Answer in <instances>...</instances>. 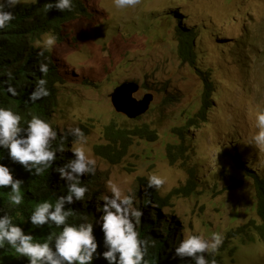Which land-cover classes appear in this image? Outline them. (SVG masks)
<instances>
[{
    "label": "rangeland",
    "instance_id": "rangeland-1",
    "mask_svg": "<svg viewBox=\"0 0 264 264\" xmlns=\"http://www.w3.org/2000/svg\"><path fill=\"white\" fill-rule=\"evenodd\" d=\"M80 1L93 17L68 23L63 42L55 39L45 48L51 35H44L36 46L54 54L66 80L58 87L52 122L64 135L79 127L87 137L83 147L96 162L91 190L100 194L99 203L111 195L109 181L136 203L138 193L145 192L140 179L159 175L166 181L158 190L162 196L181 193L171 197L167 211L151 203L143 207L153 222L173 217L180 225L178 241L218 234L222 243L214 253L222 264H264L260 200L249 171L264 175V146L249 143L259 131L256 114L264 110V0H139L123 9L113 0ZM172 14L177 20L169 18ZM190 29L197 37L194 65L182 63L178 52V32ZM126 81L141 85L137 99L154 95L149 112L136 120L112 104L114 88ZM205 94L209 104L202 120L197 115ZM112 122L129 129L147 125L159 138L132 139L127 156L112 165L94 153ZM176 142L184 143L187 159L172 165L167 151ZM79 146L74 140L70 150ZM233 166L245 180L243 187L233 188ZM189 169L198 173V185L186 196L182 188Z\"/></svg>",
    "mask_w": 264,
    "mask_h": 264
},
{
    "label": "trees",
    "instance_id": "trees-1",
    "mask_svg": "<svg viewBox=\"0 0 264 264\" xmlns=\"http://www.w3.org/2000/svg\"><path fill=\"white\" fill-rule=\"evenodd\" d=\"M52 3H54V0L19 1L17 6L12 9L14 14L12 21L4 29H0V107L11 108L15 113H18L21 116L22 127H26L27 121L34 115L46 120L58 135L56 141H52V147L56 148L62 145L64 149L63 152L58 151L56 153V159L50 167L39 175H32L19 163H13L6 149L0 148V163L10 167L14 178L24 181L20 189V195L23 199L19 205L12 204L10 201V186L0 187V209H3V211H0V216L7 212L14 224L21 226L25 233L32 235L34 242L49 241L50 236L54 238L62 230V226L56 227L54 224L33 225L29 217L38 203L49 201L54 204L58 197L67 195L66 182L61 181L60 178L57 179L59 173L55 171V168L67 162L65 157L69 155L67 149L75 140L74 136L71 134L64 135L52 123V114L57 108L59 100L58 87L65 85L66 80L61 74V69L54 54L48 49H41L40 46H36V42L44 35L54 36L56 40L63 42V30L68 22L82 17L89 18L92 15L80 0H72V10H65L64 12L55 8L49 10L48 6ZM172 17H176V15L172 14ZM178 30H184V28L181 27ZM179 37L178 52L181 61L194 64L196 60L193 46V41L196 39L195 34L191 32L183 35L181 32ZM41 64L47 65L46 72L40 71ZM41 79L46 81L45 87L48 94L32 101L30 99L31 93L37 88ZM9 85L15 89V95L9 93ZM208 98L209 95L205 94V104L197 115L199 119H205V109L209 104ZM195 121L196 119L191 120L190 124L195 125ZM134 138L155 142L159 137L157 132L151 130L147 125L129 129L112 122L107 125L104 131V143L95 145L94 153L97 157L112 165L120 164L127 156L131 141ZM185 152L184 143L170 144L167 151L170 163L174 165L179 161L184 162L187 159L184 155ZM234 169L235 173L231 176L233 187H241L244 185L245 180L240 171L236 167ZM189 174L188 183L182 188L186 195H190L193 190L196 191V185H198L196 183L198 181L196 170L189 169ZM252 178L255 180L257 198L260 200L257 210L263 221L260 229L264 239V175L257 170ZM95 180V174H89L87 178L81 177V184L86 185L89 191L85 194L84 204L77 202L76 204L65 205V208L71 212L67 221L69 224L92 223L91 201L97 199V204L101 199L97 191L91 190L96 185ZM140 181H142L141 185L144 187L145 194L149 197L140 196L145 198L147 202L154 199L152 201L153 205L160 209L169 208L171 197L181 193V190L177 189L168 197H164L158 190L146 187V178H141ZM142 212L144 216L142 215L141 226L137 228V231L141 239L149 241L145 256L147 264H194L191 257H186L184 260L175 257L174 247L170 246L171 242L177 239L178 223H169L167 219L161 222L160 217H158L157 224V222L149 219L150 216L145 209ZM160 224L162 225L160 226ZM159 228L163 236L159 232ZM94 235L98 241V253L106 251L107 249L103 243V232L94 230ZM176 245H178L177 241ZM205 256L209 261L214 260L215 264H222L220 257L215 253H205ZM0 264H28V260L16 253L5 242L3 247H0ZM91 264H108V262L102 256H99Z\"/></svg>",
    "mask_w": 264,
    "mask_h": 264
},
{
    "label": "clouds",
    "instance_id": "clouds-1",
    "mask_svg": "<svg viewBox=\"0 0 264 264\" xmlns=\"http://www.w3.org/2000/svg\"><path fill=\"white\" fill-rule=\"evenodd\" d=\"M138 2L139 0H113L114 5L120 9L134 7ZM18 3L19 0H0V29H4L12 21L14 18L12 9ZM48 8L49 10L55 8L61 12L65 10L71 11L72 0H54V3L50 4ZM169 18L177 20L172 15H169ZM79 19L88 18L82 17L76 20ZM191 32L194 33V30L190 29L187 34ZM179 33L181 31L178 32L180 42ZM182 34L187 35L183 32ZM196 40L197 37L193 41L194 48ZM54 43V36H49L43 42L45 48H51ZM40 71L46 72L47 65L41 64ZM45 85L46 81L43 79L38 82L37 88L30 96L32 101H36L48 94ZM8 91L10 94L15 95V89L11 85L8 86ZM256 127L259 131L251 137L249 143L264 146V110L258 111L256 114ZM69 132L75 137V142L81 146L74 147L72 151L68 148L67 152L69 155L65 156L67 162L55 168V171L59 173L57 179L60 178L61 181L66 182L67 195L58 197L54 204L49 201L38 203L29 217L33 225L54 224L56 227L62 226V230L54 238L50 236L49 241L34 242L32 235L25 233L21 226L14 224L11 216L6 212L0 216V247H3L6 242L16 253L26 257L28 264H91L99 256H102L108 264H147L145 256L149 241L141 239L137 231V228L141 226L142 215L144 216L143 207L148 205V203L153 204L152 201L154 200L152 199V201L148 202L145 200L144 203L142 201L143 197L140 195L148 198L149 196L145 192L138 193V202L135 203L132 195H122L120 188L109 181L108 187L111 195L103 196V204L98 202V213H96L95 209H92V223L83 222L74 225L67 222L71 212L65 208V205L76 204L77 202L84 204L85 194L89 191L88 187L80 182L82 175L87 174L88 176L89 174H95L96 171L95 160L86 156L83 147L87 142V137L83 131L76 127L70 129ZM57 137L58 135L53 130L52 125L39 116H32L27 121V126L22 127L21 116L18 113H15L11 108L0 107V148L6 149L13 163H19L32 175H39L50 167L56 159V153L64 151L62 145L56 148L52 147V141H56ZM236 147L238 151L240 149L244 150L238 146ZM238 155H234L236 156L234 160L238 167H241ZM253 168H256V166H253ZM249 171L254 176L255 173L252 168H249ZM23 182L21 179L14 178L9 166L0 163V187L10 186V201L12 204L19 205L21 203L23 198L20 195V189ZM165 183L166 181L161 176L149 174L146 187L159 190ZM96 202L97 199L91 201L92 208L95 207ZM155 207L156 210L167 211L166 209ZM0 211H3V209H0ZM149 216V219H152V215ZM169 223H175L173 218ZM177 227L179 228L177 230V239L170 244V246L174 247L175 257H179L181 260L191 257L194 264H215L214 260L209 261L206 258L205 253L211 254L218 249L222 243L218 234H213L208 240L200 235H186L182 240L178 241L181 239L179 223ZM94 230H101L104 234L103 243L107 250L102 253L97 251L98 241L94 235ZM158 230L163 236L161 229L159 228ZM176 241L178 245H176Z\"/></svg>",
    "mask_w": 264,
    "mask_h": 264
},
{
    "label": "water",
    "instance_id": "water-1",
    "mask_svg": "<svg viewBox=\"0 0 264 264\" xmlns=\"http://www.w3.org/2000/svg\"><path fill=\"white\" fill-rule=\"evenodd\" d=\"M139 91L140 85L135 81H126L117 86L111 94L116 112L130 120H136L147 114L154 101V95L148 93L142 99H137L135 94Z\"/></svg>",
    "mask_w": 264,
    "mask_h": 264
}]
</instances>
